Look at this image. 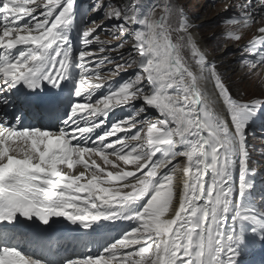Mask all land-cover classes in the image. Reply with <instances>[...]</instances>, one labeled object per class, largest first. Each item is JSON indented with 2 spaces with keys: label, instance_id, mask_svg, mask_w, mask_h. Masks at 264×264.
<instances>
[{
  "label": "snow or ice",
  "instance_id": "1",
  "mask_svg": "<svg viewBox=\"0 0 264 264\" xmlns=\"http://www.w3.org/2000/svg\"><path fill=\"white\" fill-rule=\"evenodd\" d=\"M93 2L118 22L101 31L130 40L106 47L78 0H0V107L14 110L0 111V264H238L243 222L264 239L248 143L264 98L233 97L171 0ZM237 10L225 21L235 41L264 0ZM257 33L241 50L249 73L264 67ZM128 43L125 63L102 72ZM24 108L49 125H25ZM117 109L130 115L110 119ZM66 233L79 235L62 254Z\"/></svg>",
  "mask_w": 264,
  "mask_h": 264
},
{
  "label": "rangeland",
  "instance_id": "2",
  "mask_svg": "<svg viewBox=\"0 0 264 264\" xmlns=\"http://www.w3.org/2000/svg\"><path fill=\"white\" fill-rule=\"evenodd\" d=\"M145 5L150 3H160L163 0H141ZM178 8L182 9L189 22L194 25L193 29L198 33L201 40V48L205 53L215 60L219 55H230L231 61L237 64L233 70L226 71V77L220 72L226 86L234 98L241 101H250L255 98H264V67L258 65L252 73L243 65L245 58L253 59L247 53H242L249 41L257 35L260 23H254L250 28L243 29L242 38L235 41L228 37L230 31L225 21L231 18H238L237 6L244 3V0H171ZM229 5H231L229 7ZM227 9V10H226ZM178 21L174 20L175 26ZM234 30V29H233ZM175 35V34H174ZM235 54V55H234ZM186 56L190 54L186 51ZM233 57V58H232ZM259 70L260 75H255ZM262 113L259 120H255L250 126L248 143L251 146L250 166L256 170L255 187L251 196L255 198L264 197V119ZM263 127V128H262ZM264 204V201H254ZM255 226L251 227L253 229ZM250 254H258V248L249 250Z\"/></svg>",
  "mask_w": 264,
  "mask_h": 264
},
{
  "label": "bare ground",
  "instance_id": "3",
  "mask_svg": "<svg viewBox=\"0 0 264 264\" xmlns=\"http://www.w3.org/2000/svg\"><path fill=\"white\" fill-rule=\"evenodd\" d=\"M191 31H192V35L194 39L196 40L199 47L201 48V40L198 36V33L194 31L193 28L191 29ZM201 49L203 50V48ZM206 54L208 55L209 59L212 62L216 63L218 70L221 73H223L225 77L227 76L225 74L227 70H230L231 72V70H233L237 66V64H235L234 61H231L230 55H224V54L219 55L218 57H214L216 59L213 60V58L210 57L208 53ZM203 86L205 90L209 93V95L212 96L214 100H216L215 107L217 111H219L225 117V119H230L222 101L217 95L214 84L211 81H205L203 82ZM181 183H182V174L177 173V188L178 189ZM240 226H241L240 224L236 225L237 228H239ZM242 226L244 229V232H243L244 241L240 245L241 256L239 257L238 264H264V239H261L260 234H258L257 232H254L253 230L248 229L249 227H247L246 225L243 224ZM256 248H258L259 250V255L248 253L249 250L253 251Z\"/></svg>",
  "mask_w": 264,
  "mask_h": 264
}]
</instances>
